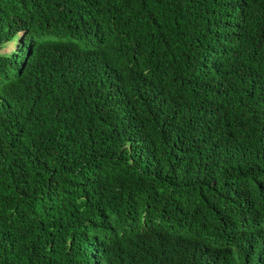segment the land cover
Returning <instances> with one entry per match:
<instances>
[{"label":"trees","instance_id":"obj_1","mask_svg":"<svg viewBox=\"0 0 264 264\" xmlns=\"http://www.w3.org/2000/svg\"><path fill=\"white\" fill-rule=\"evenodd\" d=\"M0 264H264V0H0Z\"/></svg>","mask_w":264,"mask_h":264},{"label":"rangeland","instance_id":"obj_2","mask_svg":"<svg viewBox=\"0 0 264 264\" xmlns=\"http://www.w3.org/2000/svg\"><path fill=\"white\" fill-rule=\"evenodd\" d=\"M15 48V41L10 42L9 44L6 45V47L2 50V52H10Z\"/></svg>","mask_w":264,"mask_h":264}]
</instances>
